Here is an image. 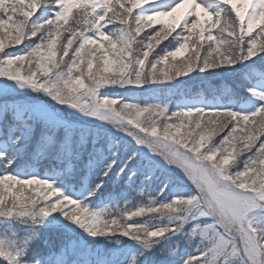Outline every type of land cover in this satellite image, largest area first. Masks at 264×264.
Returning a JSON list of instances; mask_svg holds the SVG:
<instances>
[{
	"label": "snow or ice",
	"instance_id": "obj_1",
	"mask_svg": "<svg viewBox=\"0 0 264 264\" xmlns=\"http://www.w3.org/2000/svg\"><path fill=\"white\" fill-rule=\"evenodd\" d=\"M0 264H264V0H0Z\"/></svg>",
	"mask_w": 264,
	"mask_h": 264
},
{
	"label": "trees",
	"instance_id": "obj_2",
	"mask_svg": "<svg viewBox=\"0 0 264 264\" xmlns=\"http://www.w3.org/2000/svg\"><path fill=\"white\" fill-rule=\"evenodd\" d=\"M166 43V42H165ZM161 47H163V45H161ZM261 65H257V67H259ZM218 78H213V80L215 81ZM233 80L238 81V76L237 77H229V82H232ZM119 91H123V90H119ZM174 106V105H173ZM132 196L134 197L133 202L134 203H138L139 202V197L135 196V194L133 193ZM47 238L49 240L50 245L52 246L53 249L57 248L60 243H61V238L58 237L54 232H45L44 233V237H42L41 240H38L34 245L33 248L39 250L40 252H47L48 249L44 247L43 244V239ZM183 246V245H181ZM33 257L30 256L29 259H32Z\"/></svg>",
	"mask_w": 264,
	"mask_h": 264
}]
</instances>
